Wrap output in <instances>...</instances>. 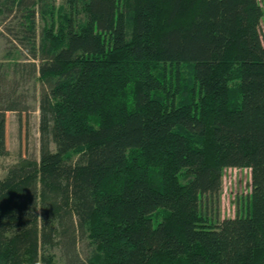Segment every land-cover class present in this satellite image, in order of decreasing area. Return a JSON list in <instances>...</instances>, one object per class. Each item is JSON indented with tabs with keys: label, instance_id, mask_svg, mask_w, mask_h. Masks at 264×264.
Instances as JSON below:
<instances>
[{
	"label": "trees",
	"instance_id": "obj_1",
	"mask_svg": "<svg viewBox=\"0 0 264 264\" xmlns=\"http://www.w3.org/2000/svg\"><path fill=\"white\" fill-rule=\"evenodd\" d=\"M13 11L29 58L0 62V156L25 76L39 153L0 177V264H264L259 1L0 0ZM228 167L250 169L246 209L213 223Z\"/></svg>",
	"mask_w": 264,
	"mask_h": 264
},
{
	"label": "rangeland",
	"instance_id": "obj_2",
	"mask_svg": "<svg viewBox=\"0 0 264 264\" xmlns=\"http://www.w3.org/2000/svg\"><path fill=\"white\" fill-rule=\"evenodd\" d=\"M264 11V0H258ZM59 0H56V5ZM20 11L11 14H0V62L4 63L10 73L12 64L24 62L29 56L25 49L17 42L20 23L22 22ZM41 27L40 19L36 18L37 32ZM259 33L264 43V16L261 18ZM18 90L25 97L28 111L20 114L7 112V153L0 156V177L7 170L17 164L21 158H38L39 153V85L36 80L27 76L20 81ZM250 169L246 167H228L222 170L221 187L216 195H207L202 202V211L205 216L217 223L224 218H232L237 213L246 209L247 197L250 193ZM87 241L81 239L78 242V250L82 258L87 253ZM57 257L58 251L56 250Z\"/></svg>",
	"mask_w": 264,
	"mask_h": 264
}]
</instances>
